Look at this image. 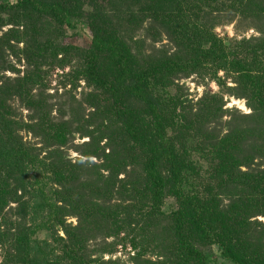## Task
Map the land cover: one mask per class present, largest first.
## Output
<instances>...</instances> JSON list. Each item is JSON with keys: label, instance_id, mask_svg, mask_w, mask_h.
I'll return each instance as SVG.
<instances>
[{"label": "trees", "instance_id": "trees-1", "mask_svg": "<svg viewBox=\"0 0 264 264\" xmlns=\"http://www.w3.org/2000/svg\"><path fill=\"white\" fill-rule=\"evenodd\" d=\"M120 1L122 16L118 15L124 24H132L139 15L163 27L174 44L179 46L180 42L190 48L197 43L198 48L186 60L181 53H173L139 68L127 45L100 25L108 24L110 14L105 7L89 11L84 21L81 15L88 11L86 0H17L14 4L0 3V14L24 12L39 19L51 17L71 30L82 26L88 29L90 49L85 57L84 78L97 92V99H104L95 106L97 111L111 113L125 140L121 147L118 133L108 134L106 146L112 151L106 157L109 164L116 162L118 174H125L116 192L121 194L125 189L138 198L140 207L147 210L145 221L150 216H164L166 200L174 201L168 217L172 221V255L152 262L138 252L132 258L133 264H214L195 245L196 239L202 245L218 247L222 264H264V225L251 221L264 217V0ZM245 16L259 24L258 37L235 39L227 46L213 33L217 26L231 24L236 18L246 19ZM15 23L0 19L1 28ZM104 57L112 66L108 73L102 71ZM221 71L235 76L242 94L238 96L251 110L249 115L234 116L233 121L231 118L223 136L216 132L211 136L205 131L206 124H213L219 111L223 113L221 107L193 113L176 99L155 97V91L164 90L178 77L204 75L220 83L217 75ZM131 99L145 107L144 114L135 109ZM2 106L0 101V181L4 183L0 188V215L12 201L18 204L20 217L12 229L17 249L12 251V261L4 264H118L93 258L87 246L93 235L107 228L109 232L111 224L136 222H129L131 215L123 213L119 204L104 206L98 200L86 201L79 172L65 170L54 161L49 162V168L58 176L55 182L60 189L46 193L39 188L42 222L28 229L22 227V213L27 212L28 204L22 198L24 185L30 170L40 171L43 163L25 147L19 134L22 126L8 118ZM234 113L237 111L231 112ZM56 129L60 128L53 126L50 131L58 132ZM53 136L63 139L59 134ZM44 149L51 155L50 144ZM138 152L140 170L129 161ZM128 168L132 170L128 172ZM11 185L15 189L13 197ZM97 191L105 194L101 189ZM72 214L78 219L76 227L66 224ZM59 229L65 238L59 236ZM41 230L52 234L62 247L61 255H55L53 261L45 258L42 246L37 244L36 236ZM133 244L137 248L134 240Z\"/></svg>", "mask_w": 264, "mask_h": 264}, {"label": "rangeland", "instance_id": "rangeland-1", "mask_svg": "<svg viewBox=\"0 0 264 264\" xmlns=\"http://www.w3.org/2000/svg\"><path fill=\"white\" fill-rule=\"evenodd\" d=\"M16 1L0 0V3L14 4ZM86 1L88 2L85 9L88 11L81 15L84 21L88 19L89 11L96 10L95 7H105L110 14L107 17L108 24L100 25L127 45L135 57L134 63L139 68L160 61L173 53H181L186 60L192 50L199 46L195 43L187 48L180 42L179 46L174 44L166 37L163 27L154 25L148 18L142 20L139 15H135L132 24H124L120 0ZM33 16L34 14L12 11L0 14L3 22L16 21L15 24L0 27V101L5 105V115L22 126L19 134L25 147L38 156L40 164L43 163L40 171L30 170L24 185L25 194L22 198L23 202L28 204L25 205L27 212L22 213L25 214L22 227L28 229L42 222L43 212L39 209L42 198L38 189L42 188L46 193L60 189L55 182L58 176L49 168V162L51 164V161H54L65 170L79 172L82 180L79 183L85 191L82 193L85 194L86 201L92 203L98 200L101 204L104 203V206L119 204L124 208L123 213L131 215L129 222H136L131 225L127 222L122 225L119 223L121 226L111 224L109 232L107 228L104 232L93 235L87 246L93 258L118 264H133L132 258L138 252L143 254V259L152 262L161 260L163 255H172V221L168 217L172 205L174 206L173 199L166 200L164 216H150L145 221L147 210L140 207L138 198L130 196L125 189L121 190V194L116 192L119 181L125 178V174H118L116 162L109 164L110 160L106 157L112 151V148L106 146L107 139L110 138L108 134L118 133V144L121 147L124 146L125 140L120 136L121 129L111 113L97 111L95 106L104 103V99H97V92L85 81V57L90 49L88 29L82 26L81 29L71 30L51 17L39 19ZM77 18L80 19L79 16ZM257 27L259 24L256 21L236 18L231 24L223 23L217 26L213 33L229 46L235 39L240 41L258 37ZM101 61L102 71L110 72V60L104 57ZM217 78L221 80L220 83L211 81L209 76L204 75L178 77L164 90L161 88L154 94L155 97L167 101L176 99L193 113L200 109L221 107L223 113L219 111L218 119L213 124H206L205 131L211 136L215 132L223 136L231 118L233 121L234 116L237 118L249 115L251 110L247 107L246 100L238 96L242 94L235 84L233 74L221 71ZM106 102L109 104L107 98ZM131 104L144 114L146 109L142 104L134 99H131ZM232 111L237 113L231 114ZM53 126L60 128L59 131H50ZM202 133L203 130L200 134ZM55 134L62 135L63 139L56 140L53 138ZM49 144L52 153L48 156L44 146ZM89 153H96V156L90 157ZM137 155L129 161H132L136 170H140L137 160L141 154L138 152ZM131 170L128 168V172ZM33 176H38L39 179L36 180ZM2 181L0 188L4 187ZM99 189L105 194L98 192ZM9 191L13 197L14 186ZM18 191L17 195L20 196L22 191ZM8 204L0 215V264L12 261V251L17 249L16 243H13L12 229L18 224L16 219H20L17 216L18 204L12 201ZM66 220L70 227L78 225L77 216L74 214ZM251 221L264 225L262 216ZM58 234L65 238L62 230L59 229ZM106 234L108 235L105 236ZM36 239L37 244L42 246L45 258L53 261L56 259L55 255H61L62 247L56 244L49 232L41 230ZM133 240L137 248H134ZM195 245L211 262L222 264L218 247L202 245L199 239L195 240ZM38 255L43 257L40 253Z\"/></svg>", "mask_w": 264, "mask_h": 264}]
</instances>
